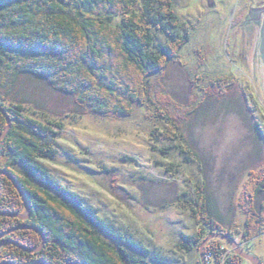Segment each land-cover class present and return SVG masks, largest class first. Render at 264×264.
<instances>
[{
	"label": "rangeland",
	"instance_id": "374dc122",
	"mask_svg": "<svg viewBox=\"0 0 264 264\" xmlns=\"http://www.w3.org/2000/svg\"><path fill=\"white\" fill-rule=\"evenodd\" d=\"M173 10L174 37L187 39L148 83L176 102L170 131L182 138L170 139L167 122L151 117L144 103L135 102L129 115H100L32 74L20 75L13 101L42 121L63 124L55 154L40 159L57 179L169 264H203L200 248L209 237L205 263L226 264L237 254L220 236L226 229L264 264V233L247 241L238 232L246 218L244 185L264 164V0H173ZM155 34L158 45H169L170 35ZM199 183L221 228L209 227L185 201L195 198ZM11 229L6 236L17 230ZM200 231L201 244L181 246L183 234ZM211 243L221 244L220 260L206 253ZM237 255L239 264H256Z\"/></svg>",
	"mask_w": 264,
	"mask_h": 264
},
{
	"label": "trees",
	"instance_id": "16d2710c",
	"mask_svg": "<svg viewBox=\"0 0 264 264\" xmlns=\"http://www.w3.org/2000/svg\"><path fill=\"white\" fill-rule=\"evenodd\" d=\"M177 26L173 0H0V105L11 120L0 141V169L17 183L0 174V234L22 224L45 234L43 247L35 252L4 244L0 262L169 264L165 256L102 218L95 206L57 179L40 159L55 154L63 124L28 114L22 103H14L12 91L20 75L32 74L100 115H129L133 104L141 102L153 109L151 117L167 122L170 139L182 138L170 131L178 116L176 102L148 83L187 39L186 35L175 39L172 30ZM155 30L172 37L169 45L157 44ZM7 126L0 110V136ZM181 147L191 152L186 144ZM249 176L240 202L246 218L238 230L247 241L264 233V164ZM21 192L31 204L30 214ZM185 201L194 213L203 214L209 227H222L211 214L204 183L197 184L195 198ZM24 213L29 214L26 219L20 217ZM35 230L17 229L0 237V242L11 239L37 248L43 236ZM226 232L234 238L231 229ZM204 233L183 234L187 243L181 246L190 250L201 244ZM220 246L211 243L206 253L212 250L220 260ZM239 259L233 254L226 264H239Z\"/></svg>",
	"mask_w": 264,
	"mask_h": 264
},
{
	"label": "water",
	"instance_id": "95a60500",
	"mask_svg": "<svg viewBox=\"0 0 264 264\" xmlns=\"http://www.w3.org/2000/svg\"><path fill=\"white\" fill-rule=\"evenodd\" d=\"M0 110L4 113V115L6 116V118H7V120H8V126H7V128L4 130V132H3V134L0 136V141L6 136V134L8 133V130H9V128H10V126H11V120H10V118H9V116L7 115V113H6V111L4 110V108L0 105ZM1 173H5V174H7L12 180H13V182L16 184V186H17V183H16V179L14 178V176L12 175V174H10L9 172H7V171H4V170H2V171H0ZM22 193V192H21ZM22 195L24 196V198H25V200H26V202H27V204H28V207H29V214L31 213V209H32V207H31V204H30V202H29V200L26 198V196L24 195V193H22ZM0 214H3L2 212H0ZM29 214H27V215H21L20 217L22 218V219H26L28 216H29ZM9 215H17V214H9ZM18 216V215H17ZM19 227H29L28 225H24V224H22V225H18V226H16V227H13L10 231H12V230H16L17 228H19ZM30 228H33V229H36V230H39L38 228H36V227H30ZM40 232H42L41 230H39ZM9 231H5L4 233H2V234H0V237H4V236H6L7 235V233H8ZM42 236H43V241H42V243H41V246H39V247H37V248H27V247H24V246H22V245H20L19 243H17V242H15V241H13V240H11V239H5V240H3V241H1L0 242V247L3 245V244H5V243H13V244H15L16 246H18V247H21L22 249H24V250H26V251H29V252H32V251H37V250H40L42 247H43V245H44V242H45V234L42 232ZM220 236L221 237H223V238H225L226 240H228V241H230L231 243H232V245H233V247L235 248V250H236V252H237V254H239V255H241L243 258H246V259H248V260H250L251 262H253V263H256V264H261V262H260V260L257 258V257H255V256H251L250 254H247L246 252H244L243 250H240V248H238L237 247V245H236V241H235V239L232 237V236H230V235H228V234H220ZM210 239V237L209 238H207L204 242H203V244L201 245V248H200V251L202 252L201 253V255H202V261H203V264H206L205 262V260H204V254H203V247H204V244L208 241ZM37 264H46L45 262H42V261H38V262H36ZM2 264H16L15 262H9V261H7V262H4V263H2Z\"/></svg>",
	"mask_w": 264,
	"mask_h": 264
}]
</instances>
